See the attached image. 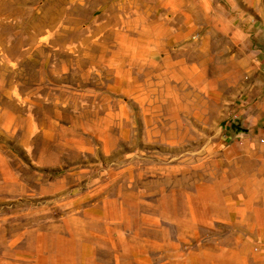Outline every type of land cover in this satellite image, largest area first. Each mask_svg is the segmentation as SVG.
I'll return each instance as SVG.
<instances>
[{
  "label": "rangeland",
  "instance_id": "rangeland-1",
  "mask_svg": "<svg viewBox=\"0 0 264 264\" xmlns=\"http://www.w3.org/2000/svg\"><path fill=\"white\" fill-rule=\"evenodd\" d=\"M0 264H264V0H0Z\"/></svg>",
  "mask_w": 264,
  "mask_h": 264
}]
</instances>
